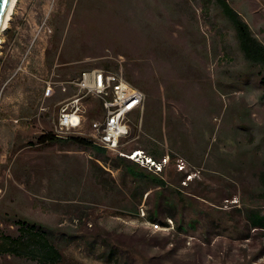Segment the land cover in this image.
Wrapping results in <instances>:
<instances>
[{"label": "rangeland", "instance_id": "1", "mask_svg": "<svg viewBox=\"0 0 264 264\" xmlns=\"http://www.w3.org/2000/svg\"><path fill=\"white\" fill-rule=\"evenodd\" d=\"M228 3L264 46V1ZM0 38V234L15 232L5 228L13 219L53 229L64 239L60 264H264V228L249 218L264 216V89L217 6L19 0ZM100 68L130 75L146 95L140 131L135 137L131 127L120 151L169 158L165 195L177 214L162 211L166 227L149 220L153 195L132 199L114 161L129 158L108 152L104 161L61 141L44 146L34 119L26 121L37 105L52 113L74 94L46 81ZM139 158L129 160L141 166ZM0 264L39 263L0 255Z\"/></svg>", "mask_w": 264, "mask_h": 264}, {"label": "trees", "instance_id": "2", "mask_svg": "<svg viewBox=\"0 0 264 264\" xmlns=\"http://www.w3.org/2000/svg\"><path fill=\"white\" fill-rule=\"evenodd\" d=\"M205 2L217 6L224 17L231 23L236 32L238 45L247 63L251 67L258 69V75L261 77L260 85L264 89V46L254 36L248 25L229 6L228 0H205ZM126 78L136 86L130 75H126ZM38 141L44 146H49L59 141L67 142L81 149L92 150L99 155L98 157L100 155L103 156L101 159H104V161L110 159L107 151L95 145L92 140L80 136L58 138L51 132H46L38 137ZM142 151L145 155L155 160L161 159L164 155L157 154L155 150L150 149H143ZM114 161L121 167L124 176L130 181L128 188L131 187L132 199H139L138 201L140 202L144 194H148L147 199L153 195L154 209L149 216V220L165 227L168 226L166 221L160 220V214L162 211L166 213V209L172 207L174 212H168L165 216L174 219L177 214V207L165 195L166 192L170 194L172 191L170 187L172 184L165 179V173L154 174L138 163L123 157H115ZM259 180L260 188L264 191V172L259 174ZM249 218L255 227L264 228V216L258 211L249 212ZM5 223L6 229L14 227L15 232H12V234H0V255L23 258L39 264H60L64 260V253L60 246V240L64 241V239L59 237L53 229L25 219H13ZM182 227L178 224V229L182 230ZM0 230L3 229L0 228ZM108 250V260L114 259L117 262L115 260V250L112 247H109Z\"/></svg>", "mask_w": 264, "mask_h": 264}, {"label": "built area", "instance_id": "3", "mask_svg": "<svg viewBox=\"0 0 264 264\" xmlns=\"http://www.w3.org/2000/svg\"><path fill=\"white\" fill-rule=\"evenodd\" d=\"M46 85L47 89L57 85L63 92L72 87L74 94L60 102L56 121L49 130L44 129L42 133L51 132L58 138H87L109 153L120 154L132 160L140 156L141 166L154 174L166 172L169 164L166 156L155 160L143 151H134L128 155L120 151L126 139L131 136L134 124L132 115L143 112L146 100L145 93L134 86L121 71L91 69L70 80L46 81ZM91 101L102 106V116L88 123L89 113L93 109ZM41 111H45V108L42 107ZM178 168V171H183V164H178ZM155 226L159 227L158 224Z\"/></svg>", "mask_w": 264, "mask_h": 264}, {"label": "crops", "instance_id": "4", "mask_svg": "<svg viewBox=\"0 0 264 264\" xmlns=\"http://www.w3.org/2000/svg\"><path fill=\"white\" fill-rule=\"evenodd\" d=\"M80 74L81 73H77L76 76H79ZM70 89H72L73 93H74V88H70ZM61 101H59L58 103H56L55 105L52 106L53 107V112L52 113H48L44 106H42V107L45 108V111H41L40 110L41 104L37 105L36 106V108H37L36 113L37 114L34 116V118H28L26 121L31 122V120L34 119V121H33L34 125H37V127L39 129L38 133L40 135L43 134L42 130L46 129L47 126H49V129H50L52 127V125L54 124V122L56 121V118L58 116V106H59ZM90 103H91V106H92L93 109L89 113V116H88L89 120L101 118V116H102V106L100 104H98L97 102H95V101H91ZM38 106H39V108H38ZM142 116H143V112L142 113H138L137 114V118H138L139 124L137 123V124H133L132 125L133 133H134L135 137L137 136L138 132L140 131L139 129H140L141 121H142V119H141ZM16 122H17V120H16ZM32 126H33V124L32 125L29 124L27 126L25 125L26 129L30 128Z\"/></svg>", "mask_w": 264, "mask_h": 264}, {"label": "bare ground", "instance_id": "5", "mask_svg": "<svg viewBox=\"0 0 264 264\" xmlns=\"http://www.w3.org/2000/svg\"><path fill=\"white\" fill-rule=\"evenodd\" d=\"M18 2H19V0H11V4H10V6L8 8L7 15H6V18H5V22H4L3 26H2L0 35L7 29L8 23H9V21L11 19V15L13 14L14 9H15V7H16V5H17ZM0 43H2L1 40H0ZM136 156L138 157L139 156V153H137Z\"/></svg>", "mask_w": 264, "mask_h": 264}, {"label": "water", "instance_id": "6", "mask_svg": "<svg viewBox=\"0 0 264 264\" xmlns=\"http://www.w3.org/2000/svg\"><path fill=\"white\" fill-rule=\"evenodd\" d=\"M10 4L11 0H0V32L5 22V18Z\"/></svg>", "mask_w": 264, "mask_h": 264}]
</instances>
